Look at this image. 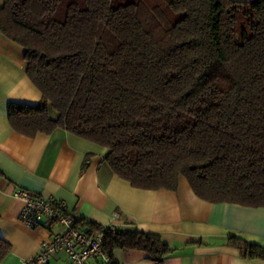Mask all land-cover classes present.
<instances>
[{"label":"trees","instance_id":"1","mask_svg":"<svg viewBox=\"0 0 264 264\" xmlns=\"http://www.w3.org/2000/svg\"><path fill=\"white\" fill-rule=\"evenodd\" d=\"M0 33L41 94L8 105L14 131L89 141L133 188L175 192L183 177L208 203L264 208V0H3ZM103 248L173 253L118 228ZM10 249L0 238V263Z\"/></svg>","mask_w":264,"mask_h":264},{"label":"crops","instance_id":"2","mask_svg":"<svg viewBox=\"0 0 264 264\" xmlns=\"http://www.w3.org/2000/svg\"><path fill=\"white\" fill-rule=\"evenodd\" d=\"M24 67V49L0 33V238L11 247L0 264H20L36 255L59 230L30 229L19 221L23 203L13 197L19 189L62 200L84 232L115 224L160 236L173 250L160 264H264L244 257L229 241L235 237L264 247V208L208 203L183 177L175 192L133 188L112 173L106 150L89 141L62 129L33 137L14 131L8 105H36L41 99ZM111 259L114 264H156L136 250H114ZM67 262L60 252L47 264Z\"/></svg>","mask_w":264,"mask_h":264},{"label":"built area","instance_id":"3","mask_svg":"<svg viewBox=\"0 0 264 264\" xmlns=\"http://www.w3.org/2000/svg\"><path fill=\"white\" fill-rule=\"evenodd\" d=\"M15 199L23 203L18 214L19 221L26 227L59 228L47 241L42 242L40 251L20 264H47L60 252L67 255V264H113L103 248L107 231L114 232L115 224L99 228L94 233H87L78 226L77 216L69 211L65 202L54 196L42 197L26 190H16Z\"/></svg>","mask_w":264,"mask_h":264}]
</instances>
